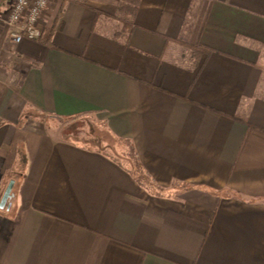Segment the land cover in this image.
Returning <instances> with one entry per match:
<instances>
[{"label":"crops","instance_id":"0c3cea01","mask_svg":"<svg viewBox=\"0 0 264 264\" xmlns=\"http://www.w3.org/2000/svg\"><path fill=\"white\" fill-rule=\"evenodd\" d=\"M41 27L0 20V264H264V0H53ZM85 114L135 163L43 121Z\"/></svg>","mask_w":264,"mask_h":264},{"label":"rangeland","instance_id":"374dc122","mask_svg":"<svg viewBox=\"0 0 264 264\" xmlns=\"http://www.w3.org/2000/svg\"><path fill=\"white\" fill-rule=\"evenodd\" d=\"M43 121L47 127L52 128V131L65 139L90 146L101 145L102 143L111 145L115 152L117 151L127 156L135 163L129 144L123 141L108 139L109 136L104 123L97 119L94 114H85L71 118H51L47 115L44 116Z\"/></svg>","mask_w":264,"mask_h":264},{"label":"built area","instance_id":"2783aa9c","mask_svg":"<svg viewBox=\"0 0 264 264\" xmlns=\"http://www.w3.org/2000/svg\"><path fill=\"white\" fill-rule=\"evenodd\" d=\"M53 0H10L6 12L0 8V20L10 29L15 42L24 39L38 40L42 33L41 22Z\"/></svg>","mask_w":264,"mask_h":264},{"label":"water","instance_id":"95a60500","mask_svg":"<svg viewBox=\"0 0 264 264\" xmlns=\"http://www.w3.org/2000/svg\"><path fill=\"white\" fill-rule=\"evenodd\" d=\"M15 181L11 180L3 194V197L0 201V207L3 208L7 202V200L9 199V197L11 196V191L13 189V185H14Z\"/></svg>","mask_w":264,"mask_h":264},{"label":"trees","instance_id":"16d2710c","mask_svg":"<svg viewBox=\"0 0 264 264\" xmlns=\"http://www.w3.org/2000/svg\"><path fill=\"white\" fill-rule=\"evenodd\" d=\"M44 34H45V30L43 29V30H42V33H41V36H40V39L43 38ZM50 35H51V31H49V35H48L49 38H50ZM49 38H48V39H49ZM98 142H99V141H98ZM141 175H142V174H141ZM141 175H140V176H141ZM139 180L141 181V183H144V182H145L144 180H142V177H141V178L139 177ZM143 181H144V182H143Z\"/></svg>","mask_w":264,"mask_h":264}]
</instances>
